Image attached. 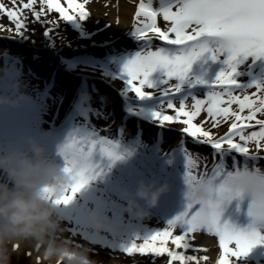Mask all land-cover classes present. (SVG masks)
Wrapping results in <instances>:
<instances>
[{
    "label": "snow or ice",
    "instance_id": "obj_1",
    "mask_svg": "<svg viewBox=\"0 0 264 264\" xmlns=\"http://www.w3.org/2000/svg\"><path fill=\"white\" fill-rule=\"evenodd\" d=\"M88 2L65 0V6L61 0H8L7 3L0 0V17L6 16L19 37H23L27 29L26 10L36 22H42V17L50 12L58 13L65 22L86 21L90 15L86 10ZM158 18L165 22L163 28ZM133 19L134 25L128 34L134 38L138 50L124 65L126 89L152 109L151 117L159 126L184 125L180 130L182 136L193 144L210 147L213 159L219 158L210 172L206 164L200 171L199 154L190 152L186 183L202 176L219 183L215 201L203 202L198 210L188 204V210L169 221L167 227L147 238H137L123 252L129 256L167 257L168 264H202L209 260L207 255L186 253L189 249L201 251L194 247L192 234L208 233L219 239L222 251L217 264H235L236 259L247 256L255 246L264 243V234L256 227L264 226V201L251 202L248 214L253 223L249 228L221 223V205L233 199L227 187L229 179L234 171L249 168L237 159L229 170L222 163L224 152L264 159L259 155L264 149V82L243 85L235 79L237 64L243 59L264 57V0H139ZM0 30L12 31V28L0 23ZM51 31L49 28L45 36ZM155 42L159 43L154 47ZM225 54L228 70L219 72L204 98L189 95L185 82L193 64L205 56L216 61ZM204 83V80L196 81V84ZM249 89L255 91L249 93ZM168 110L174 114H167ZM202 113L208 119L197 123ZM209 120L211 128L205 127ZM223 123H229L228 132L216 136L212 129H218ZM98 145L113 161L122 158L117 153L119 144L110 140L71 138L62 151L67 162L64 171L72 175L74 183L54 200L55 204H69L95 179L97 166L91 157ZM250 145H254L255 154ZM45 191L51 195L50 189ZM177 229L181 234H174Z\"/></svg>",
    "mask_w": 264,
    "mask_h": 264
},
{
    "label": "rangeland",
    "instance_id": "obj_2",
    "mask_svg": "<svg viewBox=\"0 0 264 264\" xmlns=\"http://www.w3.org/2000/svg\"><path fill=\"white\" fill-rule=\"evenodd\" d=\"M4 2L7 3L8 0H4ZM61 2L65 3V0H61ZM78 2H83V0H78ZM117 2L118 0H89L86 5V10L90 15L86 21L77 20L65 22L58 17L59 15L50 12L42 17V22H36L32 14L27 10L25 11L28 19L27 29L23 38L27 40L26 43L35 45L37 48H41L40 50L44 47L46 48V46L49 47L45 51L42 50V53H51L54 50L77 52L74 57L73 55H66L62 59H69L73 79L77 80L76 76H84L85 85L82 87L80 96H87V104L85 107L88 110L83 108V114L85 115H77L75 113L71 102L58 87L55 88L52 86L44 89L42 87L44 85L33 78L35 77L34 74L19 66V63L26 65V54L24 55L22 52L24 47L18 45L15 40L13 41L19 35L16 33L12 23L6 16L0 17V23L7 28H12V31L0 30L1 34H8L10 36V39L0 41V56H9V59L3 65L11 64L20 68L26 85L24 90L30 97L26 103L13 111L14 113H18V119L22 118V121H28V123H23V129L21 127L18 133H6L5 137L0 138V155L7 154L9 151L16 149H30V141L34 138L45 147L50 158L63 167H66L67 162L62 150L73 137H88L93 140L107 139L119 144L117 153L122 158L115 161L104 155L99 150L98 145L97 150L93 152L91 157V162L97 166L95 169V179H92L88 185L78 192L69 204L57 205L63 212L61 218L62 226L66 229L61 234V238H68L78 246L92 248L93 251L90 255L98 264H168L167 257L153 258L139 254L129 256L127 253H119L118 249L120 246L124 248L130 245L137 238L144 239L149 237L156 230L167 227L169 221L181 215L178 214L177 210L181 192L179 191V193L174 194V190L172 191V188L179 183L177 182L178 175L168 167V165H171L169 160L171 154L178 164H180L179 162L183 158L184 162L182 165H185V169H183L185 174L187 172V159L190 152L199 154L201 160L199 161L201 165L200 171L204 170L206 164L210 172L219 158L213 159L211 155L212 149L210 147L197 146L191 143L189 138L183 144L182 140L178 138L181 146L173 150L174 147L172 148V146L175 145L174 141L176 140L174 135H179L181 139L187 138L186 136H182L180 131L185 126L181 124L167 125L165 128L159 126L151 117L152 109L146 106L145 102L135 97L134 93L129 92L126 89L123 79H121L122 76L126 77L124 74V65L134 56L123 54V52L116 50L114 47L98 54V48L91 46L94 44L98 45L97 47L105 46L107 42L119 37L118 35L120 33L115 24L117 19ZM48 21H55L56 23L49 24ZM158 23L162 28L165 26L162 18H159ZM68 25L73 26V29L77 33H70V30L68 31ZM49 28L52 31L48 36H45V32ZM4 45H7V49ZM42 53H39L40 56H38L36 50L33 53L37 54L36 56L30 55V59L34 61V64L37 65L36 67H43L42 61L44 60V54L42 55ZM225 57L226 55L216 60L221 63V66L211 61L207 56L202 57L193 64L192 70H194V74L201 71L209 74L212 79L203 85H196L195 83L188 84V87H186L189 95H197L200 98H204V94L210 91L208 87L213 85L219 72L228 70L227 64L224 63L227 59ZM248 58L243 64H237L235 79L243 85L252 84L257 81L264 82V72L261 71L262 74H260L258 70L261 67L264 69V57L262 58L263 61L260 66L255 69L253 68L255 67L256 58ZM62 65L64 66V64ZM216 65L218 66V70H215ZM96 68L99 69L97 70ZM108 70L115 71V74L121 76V78L116 76L115 82L113 79L115 75L111 76ZM101 81L109 86H105ZM97 85L103 87L105 90L99 89ZM200 87V95L195 94V91ZM112 90L118 93L119 96L117 95V98L124 105L122 107L124 108L122 114L116 113L117 110L113 108L114 99L110 94V92L113 93ZM248 91L251 93L255 89H249ZM6 94L11 93L6 90ZM128 113L135 118L133 121L130 120L128 125L133 124L134 126V122L140 120L141 126L127 130L124 129V134L118 133L120 135L117 136L115 133V131H118L117 114L122 116L123 114L128 115ZM38 114L43 115L42 118L44 120L40 123H35L34 118ZM167 114L171 115L174 113L172 110H168ZM124 118L126 121L127 117L124 116ZM206 119H208L206 113H202L196 122L201 123ZM144 122L148 125L142 124ZM123 124L124 126L127 125L125 123ZM64 125L65 127L61 128ZM55 127H59V129L52 132L51 129ZM205 127L211 128L210 120L205 124ZM26 130L30 132L25 134ZM228 130L229 123H223L218 129H212L216 136L224 135ZM21 132L24 135L21 136ZM78 132L81 133L79 134ZM132 133L142 136L143 139H139L138 141L134 140V137L131 135ZM43 140H46V142ZM187 143L192 144L193 147L186 146ZM181 147L190 149V152L187 154L183 153L184 151L181 150ZM250 150L253 154L256 153L254 145H250ZM235 155L237 157L228 150L223 154L222 163L229 170H232L234 161L237 159L241 162L243 161V163H247L249 167L264 168L263 164L260 163H264V159L256 160L240 157L239 154ZM259 155L264 157V149L260 150ZM184 157L186 160H184ZM228 158H233L234 161L232 163L228 162ZM159 159L166 163L163 165ZM125 167L132 169L126 170ZM173 168L176 169L175 166ZM159 170L162 174L166 175L164 179L157 177ZM142 181L155 184L157 188L168 185V191L162 194L158 205L151 208L150 215L145 218L129 215L126 211L130 194L136 192ZM184 183L186 187L187 183ZM218 183L219 181H217ZM139 202L147 207L145 201L141 200ZM201 206L196 205V210L201 208ZM94 211L107 224L102 234H96L94 232L95 225L92 220ZM227 214L229 215V213ZM256 227L261 234H264V226L259 227L257 225ZM174 234H181V230L177 229ZM201 234H192L194 237L192 240L194 247L201 249V251L193 252L192 249H189L186 254H195L198 256L207 255L209 260L202 262V264H216L214 253L218 249L217 237L213 235L202 236ZM169 247L174 246L169 244ZM203 249H207V251L204 252L202 251ZM17 253L21 255L20 257L25 254L29 256L26 259L27 264H39L37 253L30 245L21 244ZM257 261H260V263H257ZM17 264H22V262L20 261ZM235 264H264V243L255 246L247 256L236 259Z\"/></svg>",
    "mask_w": 264,
    "mask_h": 264
},
{
    "label": "clouds",
    "instance_id": "obj_3",
    "mask_svg": "<svg viewBox=\"0 0 264 264\" xmlns=\"http://www.w3.org/2000/svg\"><path fill=\"white\" fill-rule=\"evenodd\" d=\"M25 87L18 66L0 65V108L26 103L30 97ZM6 90L11 94H6ZM86 104L87 98L80 106L88 110ZM30 144V149L0 155V264H12L13 254L21 244H28L36 251L39 264H98L90 255L92 248L61 238L66 231L62 226L63 212L54 200L70 189L74 183L72 175L50 158L45 147L34 138ZM227 187L233 199L250 197L252 202L264 201V168L234 171ZM45 189H50L51 195ZM166 191L168 185L157 188L142 181L136 192L130 194L126 211L145 218ZM184 197L194 206L215 201L217 182L202 176L186 184ZM92 220L94 232L102 234L107 224L95 211Z\"/></svg>",
    "mask_w": 264,
    "mask_h": 264
},
{
    "label": "bare ground",
    "instance_id": "obj_4",
    "mask_svg": "<svg viewBox=\"0 0 264 264\" xmlns=\"http://www.w3.org/2000/svg\"><path fill=\"white\" fill-rule=\"evenodd\" d=\"M139 2V0H118L117 2V10H116V27L118 28V31L120 32V34L125 35L129 29L132 27V23H133V17H134V13H135V3ZM122 44L124 45L125 43L122 42ZM124 49H129V46L126 44L124 46ZM46 57H44L45 59ZM48 60L50 59V57H47ZM29 62V61H28ZM48 65L49 62H46ZM28 68L30 69L31 73H35L34 69H37V67L34 66V64L32 63V61L27 64ZM45 68L47 69V66H45ZM54 71V70H52ZM52 71L50 72V74L52 73ZM59 74L63 77H61L58 80V77H51V75H49L48 73H45V76L48 77V80L52 83V81H56L59 85L63 86V82L69 81L67 79V77H64V74L62 72H59ZM44 83V80H43ZM54 83V84H57ZM64 87V86H63ZM79 86L77 85H67V87H65L64 92L68 95V96H75L76 92L79 90L78 88ZM114 106V105H113ZM118 110H120V106L117 105ZM118 117V124H121L122 122L125 123L126 121L123 119L122 116H120L119 114H117ZM129 123V122H128ZM126 127L129 129L128 125H126Z\"/></svg>",
    "mask_w": 264,
    "mask_h": 264
}]
</instances>
